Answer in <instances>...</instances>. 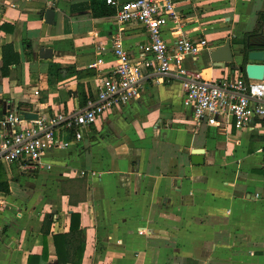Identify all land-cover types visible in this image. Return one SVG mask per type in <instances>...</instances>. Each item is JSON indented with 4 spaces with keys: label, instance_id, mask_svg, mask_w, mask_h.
I'll return each mask as SVG.
<instances>
[{
    "label": "crops",
    "instance_id": "0c3cea01",
    "mask_svg": "<svg viewBox=\"0 0 264 264\" xmlns=\"http://www.w3.org/2000/svg\"><path fill=\"white\" fill-rule=\"evenodd\" d=\"M170 1L163 27L170 51L182 35L210 45L179 58L186 76H246L239 51L264 0ZM88 4L0 0V116L6 108L41 115L83 107L81 95H93L116 64L117 34L136 59L148 43L145 28L94 17ZM226 39L235 60L221 67L210 52ZM7 43L19 61L2 75ZM100 56L103 64L90 67ZM50 62L78 75L49 84ZM176 68L143 69L138 96L99 116L80 140L64 135L67 148L43 154L49 169L24 173L17 163L1 164L8 190H0V264H59L63 243L53 235L73 223L83 251L78 263L67 264H264L263 121L253 120L252 129H237L227 115L217 124L195 122L182 104L184 76ZM46 213L52 222L43 234Z\"/></svg>",
    "mask_w": 264,
    "mask_h": 264
},
{
    "label": "built area",
    "instance_id": "2783aa9c",
    "mask_svg": "<svg viewBox=\"0 0 264 264\" xmlns=\"http://www.w3.org/2000/svg\"><path fill=\"white\" fill-rule=\"evenodd\" d=\"M105 1L114 8L113 16L118 23L143 26L148 43L141 46L136 59H132L119 35L113 36L111 45L116 64L109 74L99 78L96 92L75 112L59 111L26 119L21 112L6 108L0 116V164L17 163L24 173L49 169L50 165L42 161L43 154L55 148H67L69 142L62 140L64 135L80 140L82 130L94 124L99 116L138 96L143 69L167 74L173 70L174 62L176 72L184 76L182 104L191 110L195 122L217 124L219 116L227 115L237 129H252L253 120L258 119L263 121L264 131V76L262 79L224 76L212 80L203 79L199 72L186 76L187 71L178 64L179 58L195 55L210 45L205 39L192 40L182 35L170 51L163 37V27L173 12L170 0L163 3L158 0ZM103 62L100 56L89 66L98 68Z\"/></svg>",
    "mask_w": 264,
    "mask_h": 264
},
{
    "label": "trees",
    "instance_id": "16d2710c",
    "mask_svg": "<svg viewBox=\"0 0 264 264\" xmlns=\"http://www.w3.org/2000/svg\"><path fill=\"white\" fill-rule=\"evenodd\" d=\"M91 13L94 17H106L114 15V8L107 4L105 0H89L88 4ZM264 10L259 11L256 19V27L253 31L243 35L242 42H264ZM237 40V39H234ZM249 48H257L255 45H250ZM264 48V47H263ZM19 61V55L14 51L12 43H7L1 47V74L6 75L8 67L11 64H16ZM72 75H78V72L70 67H61L60 64L50 62L47 68V81L49 84L58 83ZM88 95H81V105H84ZM0 164V175H1ZM0 190L7 192L8 185L5 181L0 180ZM52 222V214L46 213L42 224V233L47 234L49 225ZM53 238L56 243H63V254L57 255L59 264L78 263V255L83 251V243L81 241V229L78 224H71L70 229L66 233L54 234ZM58 253V251H57ZM80 258V257H79Z\"/></svg>",
    "mask_w": 264,
    "mask_h": 264
},
{
    "label": "water",
    "instance_id": "95a60500",
    "mask_svg": "<svg viewBox=\"0 0 264 264\" xmlns=\"http://www.w3.org/2000/svg\"><path fill=\"white\" fill-rule=\"evenodd\" d=\"M130 0H119L120 3L128 2ZM53 10L47 8L44 11V18L47 24L52 22ZM250 45H255L257 48H249ZM264 42H246L241 45L239 54L241 61L238 63V69L244 71L245 75L249 78L262 79L264 76ZM49 50V49H48ZM210 59L212 62L221 64V67H226L228 64H233L235 60L234 52L232 51L229 39L210 52ZM22 116L26 119H34L37 117L36 113L21 112ZM197 161V163H201Z\"/></svg>",
    "mask_w": 264,
    "mask_h": 264
}]
</instances>
